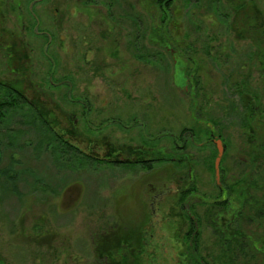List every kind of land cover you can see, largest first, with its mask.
Segmentation results:
<instances>
[{
  "label": "rangeland",
  "instance_id": "rangeland-1",
  "mask_svg": "<svg viewBox=\"0 0 264 264\" xmlns=\"http://www.w3.org/2000/svg\"><path fill=\"white\" fill-rule=\"evenodd\" d=\"M251 1L264 28V0ZM231 3L173 0L164 23L143 0H0V36L12 39L10 45L23 39L27 78L46 105L57 102L67 112L77 133L123 149L189 154V162L169 163L175 170L156 164L153 178L167 176L180 187L183 180L207 199L224 184L241 180L250 187L254 200L230 224L236 238L230 243L221 214L231 216L232 209L188 199L185 208L200 215L201 234L193 249L183 242L190 225L182 211V259L192 253L203 264H264V145L254 147L264 140V70L253 41L230 28ZM166 37L169 47L157 40ZM4 43L0 80L16 81ZM18 119L10 128L26 134L16 145L8 144L9 133L0 136V264H131L134 250L126 246L138 247L145 224L128 198L144 173L106 162L60 170L51 150L35 146L39 133ZM211 130L224 142L219 181ZM193 133L195 143L188 142ZM10 169L13 175L25 170L16 186L7 178ZM38 177L44 181L36 183Z\"/></svg>",
  "mask_w": 264,
  "mask_h": 264
},
{
  "label": "trees",
  "instance_id": "trees-1",
  "mask_svg": "<svg viewBox=\"0 0 264 264\" xmlns=\"http://www.w3.org/2000/svg\"><path fill=\"white\" fill-rule=\"evenodd\" d=\"M172 2L173 0H143L144 4H149V10L155 18L161 14V19L164 23L170 18L169 12ZM231 2L234 7V21L230 23V28L237 33L240 38L253 41L257 47L256 55L261 62L262 69L264 70V28L262 24L257 21V17L262 16V11L257 4L251 0H231ZM135 17L136 19H134V21H137L139 17ZM139 21H141V19H139ZM0 35L2 34L0 33ZM11 40L7 38L4 39L0 36V46H3L5 44L4 42L8 43V48H6L9 51L7 64L12 69L11 72L20 76L16 81L0 80V129H4V131L6 130V134L2 132L0 133V136L8 135V133L10 134L8 143L11 145L10 147L16 145L19 138L26 134L23 129L14 131L10 128L11 124L15 122L14 120L19 118L16 121L22 128L26 127L30 130L33 129L39 133L41 138H39V141L35 146H39L41 150H51V155L55 160V167L60 170L69 167L71 170L76 171L81 168L92 166L93 162H106L108 164L116 165L119 152H125L130 157L134 154L136 157L144 154V152L139 149H123L106 143L104 139L101 141L99 140L98 142L96 139L77 133V129L74 125L75 121H72L71 117H68L67 112L64 111L57 102L50 101L51 104L46 105V103H48L47 98L40 96L43 95V92L37 89L35 85L33 87L31 84L32 81L27 78V71L30 69V58L26 53V43L20 38V41H17V45L14 42H11L10 45L9 42ZM157 40H161L160 44L162 45L170 46V37H166L164 41H162V38ZM158 54L161 55L163 53L161 52ZM142 57L143 55L139 56V58H144L146 60L145 57ZM52 80L53 76L51 75L49 81L51 82ZM190 93L194 99L197 98L194 92ZM34 95H38V99L34 100ZM246 108L248 109V107ZM58 114L69 121L67 122L66 120L64 122ZM253 119H256V117ZM211 133L212 130L207 133L210 139L212 137ZM262 136V139H264V133ZM188 142L194 143L192 138ZM210 142L212 141L210 140ZM187 144L185 145L186 148ZM257 144L258 146H263L264 140H261L256 144L254 143V147H256ZM212 145L215 146L212 157L213 161H216L218 147L215 143H212ZM148 155L152 158L151 161H149V168L155 169L156 164H160V166L165 164L167 166L166 168L171 166L175 170V167L169 163L175 162L179 164L177 161L178 155L170 154L167 151L157 152L154 149H151ZM179 158L182 159L180 163L185 159L188 161L191 160L190 155L188 158H182V156ZM254 158H256V155ZM138 159L140 158H137L136 160ZM12 160L14 163L18 162L16 159ZM142 163L145 164V162ZM26 170L30 175H35L36 170ZM212 170L215 172V163ZM5 172L8 175L7 178L13 182L14 186H16L20 175H23L25 170L21 174L18 172L19 174L15 173L14 175L10 173L12 172L11 169L6 170ZM220 175H222L221 165ZM41 180L44 181L41 177H38L36 183H40ZM169 184L174 188L172 189V193L169 194V204L166 211L164 213L157 212L156 215L152 216V224H148L147 229L145 227L143 228V238L138 241V247L130 244H127L126 246L128 251L134 250V253L131 252V264H190V259L191 261L195 260L194 262L196 264H203L199 262L195 256L192 257V253L187 254L190 258L186 257L185 260L182 259L178 251V243H181L180 230L182 225L181 222L183 220L181 214L182 211L184 212L185 221L189 222L190 225V230L185 233L184 238L182 239L183 242H187V244L190 243L189 247L193 245V242H200L201 233L200 230H197L196 228L197 219L199 223L201 221L200 216L195 210L192 209L187 211L185 208V203L191 198L190 196L192 195V192L197 191V189L194 185L191 187L182 185V187H180L177 180H169ZM243 184L244 181L241 180L230 186L224 184V192L227 194L233 192V197L231 199L232 204L229 198L222 202L213 201L209 204V201L207 200L203 203L209 205H212L213 203V205L215 204V206L223 208L224 211L229 208L232 209V212H230L231 216L230 214L224 216L225 212L222 213V226L226 229L224 233L231 234V230L229 229L231 226L230 224H233L234 221L243 214V203L249 198H254L250 194V187L246 188L245 186L242 188ZM193 216L196 217V221L193 220ZM176 222H179L180 226L179 223L178 225L175 224ZM144 232H147L145 237ZM231 235L232 236L225 237V239L228 240V243L235 241L234 239H236L233 237V234ZM197 246L198 244H196V247ZM190 249H193V246H191ZM123 254L121 253V255Z\"/></svg>",
  "mask_w": 264,
  "mask_h": 264
},
{
  "label": "flooded vegetation",
  "instance_id": "flooded-vegetation-1",
  "mask_svg": "<svg viewBox=\"0 0 264 264\" xmlns=\"http://www.w3.org/2000/svg\"><path fill=\"white\" fill-rule=\"evenodd\" d=\"M232 5V3H231ZM234 10V7H233ZM260 19H262L261 17H257V21L259 22ZM234 20V18H233ZM248 40V39H247ZM197 119V118H196ZM192 140L195 143V134H192ZM211 141L215 144H217V141L222 139H219V136H217L215 133H211ZM184 137V136H183ZM224 144V143H223ZM185 147V145H184ZM183 147V149H184ZM130 149L131 148L129 147ZM135 149H139L142 150L144 152L143 155H140L139 157H136V155H132V157L128 156L125 152H119L118 153V159L116 160L117 164H126V166H136L138 167V173H144L142 176V178L137 182L136 186H135V191L133 195H131V197H129L128 199H133L134 202V212H141L140 214H144V221L143 224H145V228H148V224H152V216L156 215L157 212H161L164 213L168 207L169 204V194L172 193V189L174 188L173 186H171L169 184V179L167 176H161L162 179H154L153 178V173L154 171L158 170V169H154V168H149L148 166L150 165L149 161H151V157L150 155H148V153L151 151V149H147L145 148H135ZM182 158H188L189 154H182L179 155V157ZM177 158V161L180 163V161L182 159ZM137 158H140L138 160H136ZM187 160V159H186ZM185 160V161H186ZM184 161V160H183ZM188 161V160H187ZM142 162H145V164H143ZM189 162V161H188ZM167 166L165 164H163L162 166H160L159 168H166ZM146 173V174H145ZM144 179V182H142L141 180ZM181 185H184L182 182L183 180H179ZM133 196V197H132ZM228 196V197H227ZM120 197H128L125 194H123V196L120 195ZM135 197V199H134ZM191 198H198L201 199L202 201L200 203H204L206 200L210 199L204 195H201L199 192L194 191L192 192V195L190 196ZM233 197V192H231L230 194H227L226 192H224V188H220L218 190V193L216 196L212 197L209 201V204L211 202H222L224 200H226L227 198H229V200L231 201ZM252 200H254V198H252ZM232 204V201H231ZM212 206H215V204ZM221 208V207H220ZM222 210H224L223 208H221ZM230 209V208H229ZM228 209V210H229ZM222 215V214H221ZM200 216V215H199ZM193 220L196 221V217L193 216ZM142 224H139L138 226H140ZM200 227V223L197 219L196 221V228L197 230ZM141 233H143V230L141 231ZM147 234V232H144V237ZM141 236H143L141 234Z\"/></svg>",
  "mask_w": 264,
  "mask_h": 264
},
{
  "label": "water",
  "instance_id": "water-1",
  "mask_svg": "<svg viewBox=\"0 0 264 264\" xmlns=\"http://www.w3.org/2000/svg\"><path fill=\"white\" fill-rule=\"evenodd\" d=\"M218 154L215 161V172L217 181L220 180V165L224 154V144L221 140L217 141Z\"/></svg>",
  "mask_w": 264,
  "mask_h": 264
}]
</instances>
